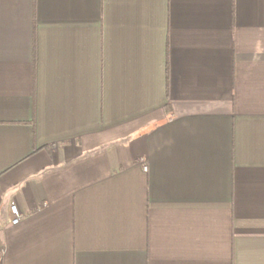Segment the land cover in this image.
Returning a JSON list of instances; mask_svg holds the SVG:
<instances>
[{
	"label": "crops",
	"instance_id": "crops-1",
	"mask_svg": "<svg viewBox=\"0 0 264 264\" xmlns=\"http://www.w3.org/2000/svg\"><path fill=\"white\" fill-rule=\"evenodd\" d=\"M0 264H264V0H0Z\"/></svg>",
	"mask_w": 264,
	"mask_h": 264
},
{
	"label": "built area",
	"instance_id": "built-area-1",
	"mask_svg": "<svg viewBox=\"0 0 264 264\" xmlns=\"http://www.w3.org/2000/svg\"><path fill=\"white\" fill-rule=\"evenodd\" d=\"M10 212V223L17 224L21 218V215L14 203H10L8 206Z\"/></svg>",
	"mask_w": 264,
	"mask_h": 264
},
{
	"label": "trees",
	"instance_id": "trees-1",
	"mask_svg": "<svg viewBox=\"0 0 264 264\" xmlns=\"http://www.w3.org/2000/svg\"><path fill=\"white\" fill-rule=\"evenodd\" d=\"M169 109V107H168V105H166V110H168Z\"/></svg>",
	"mask_w": 264,
	"mask_h": 264
}]
</instances>
